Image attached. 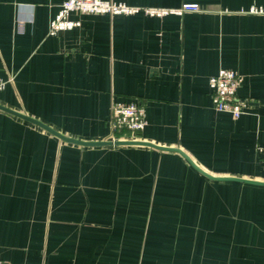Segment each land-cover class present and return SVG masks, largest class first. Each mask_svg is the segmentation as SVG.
Returning a JSON list of instances; mask_svg holds the SVG:
<instances>
[{
    "label": "crops",
    "instance_id": "obj_1",
    "mask_svg": "<svg viewBox=\"0 0 264 264\" xmlns=\"http://www.w3.org/2000/svg\"><path fill=\"white\" fill-rule=\"evenodd\" d=\"M63 1L0 0V104L66 136L176 146L214 176L264 181V0H116L201 10L73 12L81 25L51 35ZM220 68L242 76L238 118L213 107ZM114 100L142 105L144 129L113 133ZM0 258L264 264V185L211 179L177 151L66 142L0 109Z\"/></svg>",
    "mask_w": 264,
    "mask_h": 264
},
{
    "label": "built area",
    "instance_id": "obj_2",
    "mask_svg": "<svg viewBox=\"0 0 264 264\" xmlns=\"http://www.w3.org/2000/svg\"><path fill=\"white\" fill-rule=\"evenodd\" d=\"M199 10H201L200 5L194 2H185L179 8H142L116 0H64L50 22L49 33L56 35L61 30L80 26L81 21L79 19L71 18L73 12L110 14H137L143 12L151 16H165ZM18 28L23 30L24 23L20 22ZM9 79L0 75V91L5 89ZM241 83L242 76L237 71L228 68H220L216 74L209 78V85L212 90V104L217 112L228 113L233 118H238L245 112L248 100L238 94ZM146 124L145 109L138 102L116 100L112 102L109 126L113 133L121 131L138 132L143 130ZM260 151L264 154V144L260 146ZM0 264L11 263L0 258Z\"/></svg>",
    "mask_w": 264,
    "mask_h": 264
},
{
    "label": "water",
    "instance_id": "obj_3",
    "mask_svg": "<svg viewBox=\"0 0 264 264\" xmlns=\"http://www.w3.org/2000/svg\"><path fill=\"white\" fill-rule=\"evenodd\" d=\"M0 109L5 110L9 113H12L22 119H25L29 122H32L42 128H44L45 130H47L48 132H50L51 134L57 136L58 138L66 141V142H70V143H75L78 145H83V146H96V145H143V146H150V147H155L161 150H170V151H177L180 154H182L197 170H199L200 172H202L204 175H206L207 177L211 178V179H220V180H235V181H240V182H246V183H252V184H259V185H264V181L262 180H255V179H251V178H244V177H237V176H214L213 174L205 171L203 168H201L184 150H182L179 147L176 146H163V145H159L156 144L154 142L151 141H147V140H142V139H113V140H82L79 138H74L71 136H66L65 134L59 132L58 130L52 128L51 126H49L48 124H46L45 122L30 116L28 114L19 112L17 110H14L12 108H9L7 106H4L2 104H0Z\"/></svg>",
    "mask_w": 264,
    "mask_h": 264
}]
</instances>
